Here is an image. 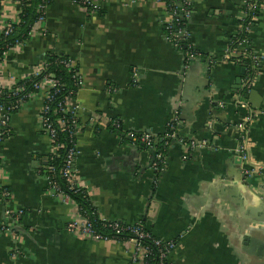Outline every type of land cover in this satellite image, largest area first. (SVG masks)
Listing matches in <instances>:
<instances>
[{
  "label": "crops",
  "instance_id": "obj_1",
  "mask_svg": "<svg viewBox=\"0 0 264 264\" xmlns=\"http://www.w3.org/2000/svg\"><path fill=\"white\" fill-rule=\"evenodd\" d=\"M246 3L193 0L186 27L199 55L190 69L166 38L169 9L163 0H98L90 13L75 0H50L33 35L1 64L6 85L9 75H26L48 52L75 59L84 80L76 97L77 178L102 217L140 221L155 236L174 240L170 264H264V178H243L235 155L233 125L247 112L237 100L242 65L223 60ZM18 7L15 0H0V27ZM247 47L263 56L252 85L257 94L251 99L261 104L253 109L248 151L264 167V10L252 21ZM244 98L250 99L249 92ZM40 106L36 98L12 113L10 136L0 143V264H129L126 242L66 231L71 207L50 195L43 178L50 143L39 127ZM174 115L183 117L177 130L183 141L208 145L189 150L173 141L166 169L154 182L149 151L130 143L126 133L162 135ZM113 119L121 131L109 129ZM3 187L10 191L7 199ZM6 208L23 213L6 216Z\"/></svg>",
  "mask_w": 264,
  "mask_h": 264
},
{
  "label": "built area",
  "instance_id": "obj_2",
  "mask_svg": "<svg viewBox=\"0 0 264 264\" xmlns=\"http://www.w3.org/2000/svg\"><path fill=\"white\" fill-rule=\"evenodd\" d=\"M15 1L19 6L18 10L11 19L7 20L6 23L0 27V33H10L14 25L18 23L20 7L24 0ZM129 1L133 2L134 0ZM192 2L193 0H170V3L167 4L169 9L168 19L165 20L163 25L166 38L171 41L177 49L183 52L186 67H189L190 63L197 58L199 53L193 48V45L190 42L191 33L186 27V22L184 24H178L176 28L173 23L174 20H178L176 17L178 13H180L185 19H188ZM48 3L49 0H42L37 5V10L40 14L31 28V36L35 32L37 25L45 19ZM75 3L87 13L94 12L98 9V0H75ZM257 3H259V6L264 10V0H256L254 4L251 2L246 3V9L241 16V23L239 24L238 30V32L244 37L234 46L229 42L225 46L223 52L224 61H236L240 63L241 59L239 57L249 56L250 58V74L248 73L242 77L241 91L237 96L238 104L246 107L247 112L233 125L234 129L237 131L239 139V145L235 150V155L241 161L240 173L243 178H249L256 175L264 178V167L253 161L249 156L248 129L255 114L254 110L250 108L247 99L244 98V95L252 88L263 61L262 54L252 52L247 47L248 32L252 21L255 19L254 10L257 7ZM24 44L25 41H16L3 52L2 57L0 58V69L7 54L22 49ZM62 63L67 68H74L72 78L77 86L75 94L73 92H68L61 97H57L60 90L66 87V83L57 78L52 72L42 75L45 66L44 60L38 65H34L26 75L17 76L12 74L9 75L8 84L3 85V83L0 82V89L6 88L11 91L12 95L16 96L24 90L22 84L16 85L18 81L42 75L38 81L32 83V88L34 90L26 93L25 96L20 95L15 103L9 106L8 109H5L4 102L0 103V143L10 136L9 120L12 112L9 110L18 111L31 101H35L36 98L40 99L41 106L39 109L38 121L40 130L47 136L50 143V149L47 154L61 158V162L58 165H49L46 168L45 173H43V178L50 195L57 197L60 201L71 207V212L65 226L66 231L95 241L112 240L126 242L131 246L129 264H170L167 258L170 251L175 247L176 243L174 240H165L155 236L140 221L136 223H126L120 220L107 219L102 217L98 210L97 218L93 215H89L80 209L78 203L69 194L68 191L76 192L78 190H84L85 194L88 196L85 186L79 182L75 171V160L78 154V135L81 131V123L78 117L79 102L76 97L78 91L84 85V80L79 69H75V59L69 56L67 59L62 60ZM133 76V81H136V71H133ZM26 99H28V101H26ZM66 114H68L67 117ZM179 123L180 119L178 115H174L167 121L163 133V145L165 148L170 147L173 141L185 144L189 150L208 145L207 141H183L182 138L177 136ZM110 124L113 127L112 131L119 132L122 130L120 122L117 119H113ZM58 132H68L71 141L68 147H65V143L60 142L57 139ZM126 134L129 136L130 143L133 145H143L149 151L150 167L154 174V182H156L158 176L166 169L167 153L163 151H155V137L147 131ZM135 134L138 135L135 136ZM62 148H65V151L63 155L60 156L59 150ZM187 155L188 152L183 154L182 158L186 159ZM55 177H58L64 182L65 190ZM1 195L4 199H7L10 197V191L3 187L1 189ZM4 213L6 216H12L13 214L20 215L23 213V209L19 208L12 210L6 208ZM96 219L100 221L105 229L95 227ZM1 228L7 229L4 224Z\"/></svg>",
  "mask_w": 264,
  "mask_h": 264
},
{
  "label": "trees",
  "instance_id": "obj_3",
  "mask_svg": "<svg viewBox=\"0 0 264 264\" xmlns=\"http://www.w3.org/2000/svg\"><path fill=\"white\" fill-rule=\"evenodd\" d=\"M41 1L42 0H24L22 2L21 7H20V12H19L18 23L16 25H14V27L10 33H8V34H4L3 32L0 33V58L2 57L3 52L8 47L13 45L16 41H26L31 37V35H30L31 28H32L34 22L37 20V18L39 17V14H40L39 11L37 10V5ZM163 1H165L166 4L170 3V0H163ZM246 1H247V3L251 2L253 4L256 2V0H246ZM49 2H50V0H49ZM190 9H191V7H190ZM245 9L246 8H244V10ZM261 10H263V8H261L259 6V3H257V7L254 10V14L257 15V13L260 12ZM176 17L178 20H174V23H173L175 28L177 27L178 24H184L185 22L188 21L180 13H178ZM243 37L244 36L240 32L231 36L230 37L231 45L234 46ZM252 52H254V51H252ZM68 57L69 56L67 54H64L61 52H52V51L48 52L44 57L45 66H44V69L42 71V75L45 73H48V72H52V73H54V75L57 78H59L61 81L66 83V87H64L62 90H60L57 97H61L62 95L67 94L68 92L69 93L73 92L75 94V92L77 90V86L75 84V81L72 78L74 68H67L62 63V60H65ZM239 58L241 59V62L239 64L246 68V71L243 73V76H245L250 72V69H249L250 58H249V56H245V57L241 56ZM75 69H78L77 62H76ZM42 75L36 76L34 78L22 79V80L18 81L16 83V85L22 84L24 86V90L19 95H16V96L12 95L11 91L6 89V88L0 89V103L4 102L5 109H8L9 106H11L15 103L16 99L20 95L25 96L26 93L33 91L34 89L32 88V83L34 81L35 82L38 81ZM26 101H28V99H26ZM9 111H11L12 113L16 112V110H9ZM67 116H68V114H66V117ZM109 126H110L109 129L112 130L113 127L111 126V124ZM177 130H178V128H177ZM136 135H138V134H135V136ZM177 136L179 137L178 133H177ZM154 137H155V151H163V152L167 153L169 147L165 148L163 145L164 144L163 134L162 135H154ZM57 139L60 142L65 143V147H68V145H70L71 141H70V136H69L68 132H58ZM139 146L145 147V146L140 145V144H139ZM64 151H65V148H62L59 150L60 156L63 155ZM60 162H61V158H59L57 156H53L51 154H47L46 160H45V165L43 167L44 168L43 173H45V170L49 165H55L56 166ZM55 179L59 182V184L65 190L64 182L62 180H60L58 177H55ZM68 192L74 198V200L78 203L81 210H83L85 213H87L89 215H93L97 218V216H98L97 209H96L95 205L91 202L89 197L85 194L84 190H78L76 192H71V191H68ZM95 223H96L95 227L100 228V229H105V228H103L102 224L100 223V221L98 219H96Z\"/></svg>",
  "mask_w": 264,
  "mask_h": 264
},
{
  "label": "water",
  "instance_id": "obj_4",
  "mask_svg": "<svg viewBox=\"0 0 264 264\" xmlns=\"http://www.w3.org/2000/svg\"><path fill=\"white\" fill-rule=\"evenodd\" d=\"M234 3H236V4H239L240 3V1H244V0H232ZM240 7L242 8V6L240 5ZM191 67V66H190ZM190 67H189V69H190ZM241 73L243 74L244 73V71H245V67L244 66H242L241 67ZM187 75V74H186ZM186 83H187V78H186V76H183V79H182V83H181V86H180V90H179V92H180V96L182 97V98H184L185 97V95H184V92H185V88H186ZM240 84V80L239 79H236V81H235V86H234V88L235 89H237L238 88V85ZM202 92H203V90L201 89V88H199V90H197V92H196V96L198 97V101H201L200 100V98L202 97ZM257 93H256V91L255 90H252V88L249 90V104H250V107H251V109H254V108H256V107H259L260 106V104H261V102L259 101V102H254L252 99H251V97H253L254 95H256ZM183 111H180V114L182 113ZM180 116V123H179V128L180 127H182V125H183V123H181V121L183 120V117H182V115H179ZM237 159H238V161L241 163V161H240V159L237 157ZM259 247H260V249H259V254L260 255H263L264 256V241L262 242V243H260L259 244Z\"/></svg>",
  "mask_w": 264,
  "mask_h": 264
}]
</instances>
